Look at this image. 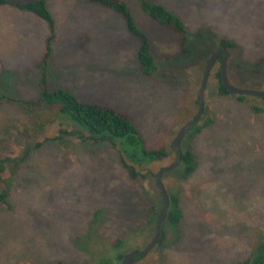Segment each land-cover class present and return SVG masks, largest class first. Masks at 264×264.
<instances>
[{
  "label": "rangeland",
  "instance_id": "374dc122",
  "mask_svg": "<svg viewBox=\"0 0 264 264\" xmlns=\"http://www.w3.org/2000/svg\"><path fill=\"white\" fill-rule=\"evenodd\" d=\"M45 1L56 23L49 89L126 113L147 149L170 156L132 180L117 148L63 135L77 125L57 108L29 105L40 98L50 29L32 13L0 6V92L23 102L0 100V159L33 147L0 204V264H122L120 254L143 251L156 236L164 205L156 175L176 159L174 141L199 111L205 69L223 39L236 44L231 85L264 92V0H151L185 23L183 49L138 0H121L150 38L152 77L142 74L140 41L116 12L89 0ZM220 68L218 61L211 71L198 126L213 123L181 144L196 156V170L163 178L179 196L182 220L166 223L163 243L137 264H240L264 246V98L222 96Z\"/></svg>",
  "mask_w": 264,
  "mask_h": 264
},
{
  "label": "trees",
  "instance_id": "16d2710c",
  "mask_svg": "<svg viewBox=\"0 0 264 264\" xmlns=\"http://www.w3.org/2000/svg\"><path fill=\"white\" fill-rule=\"evenodd\" d=\"M92 4L116 12L126 22L129 32L140 41V47L137 53V59L140 69L144 76L152 77L158 71L157 60L153 54L149 36L141 30L135 23L129 6L121 0H89ZM142 10L148 14L154 21L161 26L173 31L179 35L180 47L185 48L190 40V35L183 20L170 12L166 7L151 0H138ZM13 6L19 10L32 13L40 19L47 22L50 29L48 37V50L44 57L43 81L41 83V92L39 101L36 103H28L31 106L46 105L50 108H57V113H61L65 118L70 119L72 124H76L78 129L71 132L62 131L63 135L70 134L76 136L83 141H95L101 143H109L120 153L124 167L126 168L130 178L136 180L141 176L140 169L145 165L163 161L170 156V152L165 149L149 150L144 145V140L134 125L131 117L124 112L115 110L114 108L83 103L77 99L75 95L65 89L51 91L47 81V67L52 54V42L55 39L56 23L49 11L45 0H34L21 3L13 0H0V6ZM221 48L236 49V44L232 41L223 39ZM220 81L219 93L222 96L232 95L227 90L221 80V68L218 72ZM243 96V95H242ZM0 100L23 103L8 97L0 92ZM212 120H208L204 126H196L192 130L196 133L201 132L205 127L211 125ZM191 130V131H192ZM38 147L41 144L37 145ZM33 147H27L23 157H3L0 159V204L7 205L9 198V183L15 173L18 165L28 157ZM183 177H188L196 170V156L191 151H183L181 163L178 168ZM9 177L5 179L4 177ZM170 198L169 211L167 214V222L170 225L177 226L180 224L183 212L180 208L179 196L168 193ZM160 214H157V217ZM158 221V219H157ZM156 222V221H155ZM158 225V224H157ZM164 241V240H163ZM161 241L159 244H162ZM124 240L121 239L116 244V248L124 249ZM125 255H119V261ZM140 259H136L138 262ZM54 264H66L64 262H56ZM240 264H264V246L260 248L258 255L253 259Z\"/></svg>",
  "mask_w": 264,
  "mask_h": 264
},
{
  "label": "water",
  "instance_id": "95a60500",
  "mask_svg": "<svg viewBox=\"0 0 264 264\" xmlns=\"http://www.w3.org/2000/svg\"><path fill=\"white\" fill-rule=\"evenodd\" d=\"M230 55L231 54L228 49H221L218 52H216L211 57V59L208 61V64L205 69V74L203 77L202 86L200 88V91L198 93V98H197V102L199 105V111L196 114L195 118L180 130L178 136L176 137L174 141L173 149L176 153V159L174 163L170 165L169 167L162 169L156 175V185L163 197L164 205H163L162 211L159 216L157 232H156V236L154 240L143 251H132V252L125 254L122 264H137L134 261L135 259H141V258L148 256L149 253L156 248V246L160 243V241H162L165 238V226L167 222V214L169 211L170 198H169L168 191L165 187V184L163 182V178L166 173L174 171L180 165L182 155H183V150L181 147L182 140L188 132H190L194 127H196L200 123L201 118L204 115V112H205L204 94L207 88V83H208L211 71L215 63L217 62L218 58L220 56H223V61L221 63V80L229 92H231L232 94H236V95H249V96H256V97L264 98V92L256 91V90H248V89H239L231 85L228 79V74H227V63L230 58Z\"/></svg>",
  "mask_w": 264,
  "mask_h": 264
},
{
  "label": "flooded vegetation",
  "instance_id": "af4514ba",
  "mask_svg": "<svg viewBox=\"0 0 264 264\" xmlns=\"http://www.w3.org/2000/svg\"><path fill=\"white\" fill-rule=\"evenodd\" d=\"M218 61H219L220 63H222V61H223V56H220V57L218 58L217 62H218ZM156 232H157V231H156ZM164 239H165V238H164ZM164 239H163V240H164ZM163 240H162V241H163ZM160 242H161V241H160ZM158 245H159V244H158ZM123 258H124V257H123ZM122 261H123V259H122ZM134 261L136 262V259H135ZM136 263H137V262H136Z\"/></svg>",
  "mask_w": 264,
  "mask_h": 264
}]
</instances>
